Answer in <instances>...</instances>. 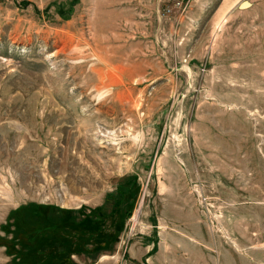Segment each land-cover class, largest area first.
I'll list each match as a JSON object with an SVG mask.
<instances>
[{
    "label": "rangeland",
    "instance_id": "1",
    "mask_svg": "<svg viewBox=\"0 0 264 264\" xmlns=\"http://www.w3.org/2000/svg\"><path fill=\"white\" fill-rule=\"evenodd\" d=\"M0 264H264V0H0Z\"/></svg>",
    "mask_w": 264,
    "mask_h": 264
},
{
    "label": "bare ground",
    "instance_id": "2",
    "mask_svg": "<svg viewBox=\"0 0 264 264\" xmlns=\"http://www.w3.org/2000/svg\"><path fill=\"white\" fill-rule=\"evenodd\" d=\"M136 218V214H135V216H134V219Z\"/></svg>",
    "mask_w": 264,
    "mask_h": 264
}]
</instances>
